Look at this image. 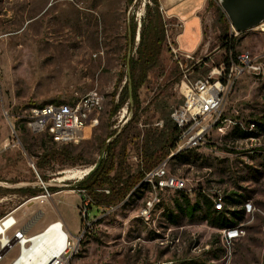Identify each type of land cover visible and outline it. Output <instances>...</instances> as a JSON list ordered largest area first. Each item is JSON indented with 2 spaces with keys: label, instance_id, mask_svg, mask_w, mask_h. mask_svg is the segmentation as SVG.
<instances>
[{
  "label": "rangeland",
  "instance_id": "374dc122",
  "mask_svg": "<svg viewBox=\"0 0 264 264\" xmlns=\"http://www.w3.org/2000/svg\"><path fill=\"white\" fill-rule=\"evenodd\" d=\"M146 4L153 6L150 0H137L132 5L127 0H0V197H5L0 201V219L18 205L23 204L22 210L35 203L41 205L38 200L28 201L34 196L20 190L36 189L39 195L44 192L43 183L56 189H47L50 197L44 213L54 214L53 221L61 216L70 235L83 230L76 193L67 185L73 178L82 177L77 183L83 180L101 157V140L124 125H117V120L126 103L115 115H109L114 86L126 71L123 59L129 25L136 23V45ZM215 4L212 0H158L165 42L159 64L148 72L138 91L140 136L127 143L130 171L138 164L140 138L145 131L160 129L154 124L182 101L183 74L178 61L190 68L188 80L193 82L235 53L248 51L261 56L259 73L243 74L228 92L223 114L229 120L264 124V31L256 27L242 33L230 31L226 36ZM230 37L233 49L228 50L222 42ZM169 43L182 51H193L195 60L176 59ZM90 91L101 93L105 99L103 109L95 115L98 123L88 126L79 142L57 144L56 152H68L63 160L37 168L44 141L50 137L31 134L17 116L31 106L69 103ZM169 171L185 179L186 188L162 193L148 218L139 214L150 197L145 187L113 209L93 207L90 216L94 220L79 241L74 261L264 264V137L243 142L237 129L227 125L223 133L213 131L205 147L191 150L181 160L172 158ZM39 174L47 180H41ZM217 191L242 194L254 207L238 222L244 234L229 246L222 243L219 229L202 220L203 204L190 219L174 203L181 199L180 192L194 201ZM227 209V219L234 221L231 211L238 210V205ZM18 254L15 245L4 248L0 264L14 260Z\"/></svg>",
  "mask_w": 264,
  "mask_h": 264
},
{
  "label": "built area",
  "instance_id": "2783aa9c",
  "mask_svg": "<svg viewBox=\"0 0 264 264\" xmlns=\"http://www.w3.org/2000/svg\"><path fill=\"white\" fill-rule=\"evenodd\" d=\"M212 1L214 3L218 2V0ZM257 28L264 31V22L260 23ZM230 31H234L231 25ZM234 33L236 32L234 31ZM169 48L176 59L177 56H180L186 60H195L194 52L182 51L179 47L173 46L172 43H169ZM260 57L253 56L248 51L237 53L236 56H229L228 60L221 62L217 66H213L205 76L193 82L188 80V71L190 68H184L181 61H178L183 74L182 80L180 81L182 101L173 107L169 114L171 121L177 128L175 146L170 150L165 159L144 173L139 183V185H143L150 193V197L145 200L139 210V214L142 217L148 218L150 216L153 207L160 203L162 193L169 190L182 191L186 188L185 179L169 171V162L173 156L179 152L205 147L209 143L210 134L213 131L223 133L225 127L230 124L237 130H257L256 120L240 122L225 118L223 106L228 92L240 76L245 73H259L261 68ZM197 62L193 63L195 64ZM104 100V96L101 93L90 91L69 103H48L31 106L22 112V114L18 115L17 120L33 135L46 134L57 144L77 143L85 137V130L88 126L98 123V118L95 115L103 109ZM128 117L126 103L118 116L117 125L119 123L124 124ZM12 131L15 134L13 127ZM260 137H264V134H260L257 138L242 139V141L252 142L258 140ZM81 178H73V183L67 186L78 195L80 203L77 208L84 228L75 236L66 232L62 253L47 264H78L74 261V258L79 251V241L85 229L94 220V217L90 216L92 208H99L95 206L93 199L87 191L78 186L77 180ZM42 186L44 192L32 197L30 200H38L42 203L50 197L46 185L42 183ZM100 191L105 193L109 192L106 188L100 189ZM207 197L212 202L214 210L223 211L226 209L225 198L222 192L217 191L211 195H207ZM107 208L113 209L114 206ZM241 209L245 215L252 213L254 207L251 200L247 199L243 201ZM5 217L11 218L9 228L12 229L16 225L15 218L10 213ZM57 221L61 224L60 227L63 228L62 221ZM237 232L239 235H237ZM234 233H236V236L233 237ZM220 234L222 243L229 246L244 234V230L241 228V224L237 223L231 227L222 228ZM32 236H27L22 229H16L11 235H8L10 242L8 246L15 245L20 252L24 246L29 244L28 239ZM3 249L4 247L0 244V250ZM2 258L3 253H0V261ZM91 264L99 263L94 262Z\"/></svg>",
  "mask_w": 264,
  "mask_h": 264
},
{
  "label": "trees",
  "instance_id": "16d2710c",
  "mask_svg": "<svg viewBox=\"0 0 264 264\" xmlns=\"http://www.w3.org/2000/svg\"><path fill=\"white\" fill-rule=\"evenodd\" d=\"M127 1L129 5H132L137 0ZM150 1L153 6L150 4L145 5V21L137 32L138 42L136 45V23L133 22L129 25L127 52L123 59L126 71L118 77L115 83L109 115H115L124 103H127L131 112L120 130H114L109 137L101 140L99 145L100 159L96 161L95 167L78 183V186L84 188L91 196L96 207L116 206L130 199L139 188H144L143 185H139L144 173L165 159L175 146L177 128L171 121L169 114H165L162 117L163 125L160 129L155 128L152 130L153 132L146 130L140 138L138 164L133 171L128 168L126 162L127 143L140 136V130L137 128L139 122L138 109L140 108L138 91L146 82L148 72L159 64L165 42V24L158 9V0ZM217 10L219 13L218 21L222 23V31L228 36L230 32L229 21L219 6H217ZM232 41L230 37L226 42L223 41L222 45L229 46L228 50L233 49ZM122 81H124L123 84H121ZM116 94H118V97L115 102L114 96ZM255 122L257 125L256 131L237 130L239 139L257 138L260 134H264V124L260 121ZM109 138L110 140H108ZM44 145L43 152L36 162V167L39 169L43 168L46 163L59 162L68 155L67 151L56 152L54 149L57 147V143L52 141L51 138L45 140ZM191 150L179 152L173 158L181 160ZM39 176L41 180H47L45 175L39 174ZM104 188L108 189L109 192L100 191ZM47 189L52 192L56 191L51 187ZM20 191L24 195L35 196L39 190L23 188ZM180 195V200H174L175 207L179 212L193 219L201 211L203 204L204 214L201 217L202 220L217 229L231 227L241 221L245 215L242 209L231 211L233 221L227 219L225 213L228 209L226 207H228L227 205H240L248 199V197H244L235 191L224 193L226 209L216 211L206 195H203L202 200L199 198L194 201H191L183 192H180ZM140 196L139 194L138 197Z\"/></svg>",
  "mask_w": 264,
  "mask_h": 264
},
{
  "label": "bare ground",
  "instance_id": "6f19581e",
  "mask_svg": "<svg viewBox=\"0 0 264 264\" xmlns=\"http://www.w3.org/2000/svg\"><path fill=\"white\" fill-rule=\"evenodd\" d=\"M11 218L0 219V244L6 248L10 244L7 232ZM56 221L28 239L18 256L10 264H47L62 253L65 244L66 231ZM238 233V232H237ZM234 233L233 237L236 236ZM239 235V233L237 234Z\"/></svg>",
  "mask_w": 264,
  "mask_h": 264
},
{
  "label": "water",
  "instance_id": "95a60500",
  "mask_svg": "<svg viewBox=\"0 0 264 264\" xmlns=\"http://www.w3.org/2000/svg\"><path fill=\"white\" fill-rule=\"evenodd\" d=\"M217 5L236 33L256 28L264 22V0H218ZM0 253H3V250H0Z\"/></svg>",
  "mask_w": 264,
  "mask_h": 264
},
{
  "label": "crops",
  "instance_id": "0c3cea01",
  "mask_svg": "<svg viewBox=\"0 0 264 264\" xmlns=\"http://www.w3.org/2000/svg\"><path fill=\"white\" fill-rule=\"evenodd\" d=\"M187 10V9H186ZM188 11V10H187ZM186 12V11H185ZM178 13H182L180 11H178ZM177 14V13H176ZM175 15V14H174ZM186 24V23H185ZM186 51V50H185ZM190 53H192L193 51H188ZM156 127H162L163 125V121L162 118L161 120L157 121L154 124ZM71 192H73L72 190H70ZM58 193V192H57ZM56 194V193H55ZM78 202L76 204V206L78 207L80 200L78 198V195L76 194ZM3 198H5L3 196ZM2 196L0 197V201L3 199ZM28 201H32V200H28ZM46 202H49V200L47 199L46 201L42 202L41 205L35 203L32 204L30 207L23 209V204L18 205L16 207H13L12 209H10L9 213L15 218L16 220V225L15 228L13 229H22L24 230L25 234L27 236H32L34 234L39 233V231H42L44 228H46L50 223L54 222L53 220L55 219V215L54 214H50V213H44V205L46 204ZM229 206V205H227ZM228 208V207H227ZM4 209V208H3ZM241 209V204L238 205V210ZM4 212H7L6 210ZM39 213V214H38ZM1 217V215H0ZM63 223V227L65 228L66 232L69 233V229L66 225V223L63 221V219L61 218V216L59 217ZM27 219V220H26ZM33 228V229H32ZM32 229L31 232H29V230ZM221 229H219L220 232ZM12 234V233H11ZM10 234V235H11ZM77 235V234H76ZM14 258V257H13ZM12 259H10L6 264H10L12 262ZM3 259V258H2ZM1 259V260H2Z\"/></svg>",
  "mask_w": 264,
  "mask_h": 264
}]
</instances>
